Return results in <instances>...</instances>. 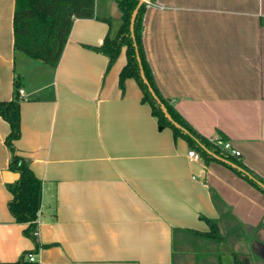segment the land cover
Returning <instances> with one entry per match:
<instances>
[{"label":"crops","instance_id":"crops-1","mask_svg":"<svg viewBox=\"0 0 264 264\" xmlns=\"http://www.w3.org/2000/svg\"><path fill=\"white\" fill-rule=\"evenodd\" d=\"M14 9L0 0V101L21 89L13 144L42 188L32 240L7 207L17 179L3 176L10 126L0 116V264L26 250L38 264H235L234 252L264 264V191L230 159H189L197 150L159 127L137 81L119 86L126 47L109 68L93 49L118 34L117 0L73 20L56 66L14 48ZM142 24L163 97L264 179V0H149ZM207 219L219 235H204Z\"/></svg>","mask_w":264,"mask_h":264},{"label":"trees","instance_id":"trees-1","mask_svg":"<svg viewBox=\"0 0 264 264\" xmlns=\"http://www.w3.org/2000/svg\"><path fill=\"white\" fill-rule=\"evenodd\" d=\"M138 1L117 0L122 13V23L118 29V34L113 38L107 35L103 43L93 49L108 57L107 68H109L119 54L120 48L125 46L127 61L119 72V86L123 88L125 79L133 77L142 91L141 100L150 105L152 114L157 117L159 127H169L175 137L184 138L191 147L197 150L200 156L206 159H215L212 154L220 158L230 159L235 163V166L231 167L229 164L228 166L235 173L264 191V179L248 169L241 161L230 157L234 155L227 153L210 139L200 135L159 91L142 44V18L146 3L143 2L138 7L133 30L130 29V17ZM94 3L95 0H15L13 14L14 48L33 59L56 66L73 20L75 18L93 17ZM140 70L143 71L148 83L142 80ZM149 86L156 97L149 90ZM15 87V95L12 99L0 101V116L10 126V131L5 138V144L11 152L9 170L19 173L16 181L7 184L11 192L7 207L16 222L27 223L24 233L35 240L32 232L35 228L37 211L40 206L42 187L41 181L34 175L24 158L17 153L13 144V141L20 135L19 91L17 85ZM160 103L165 106L171 120L164 115ZM218 137L222 140L226 139L224 136ZM207 222L211 229L209 233L204 235H219L215 221L207 219ZM28 253H33V251L26 250L16 260L2 264H38L36 261L27 259ZM233 257L235 264H250L249 259L242 254L234 252Z\"/></svg>","mask_w":264,"mask_h":264},{"label":"built area","instance_id":"built-area-1","mask_svg":"<svg viewBox=\"0 0 264 264\" xmlns=\"http://www.w3.org/2000/svg\"><path fill=\"white\" fill-rule=\"evenodd\" d=\"M145 3H149V1H146ZM19 93H22L21 92V89L18 90ZM215 145H217L218 147H220L221 149H223L224 151H226L227 153L231 154V155H234V156H240V151L237 150L236 148H234L230 141L225 139V140H222L220 139L218 136L210 139ZM187 157L191 160H199L200 159V154L195 151V150H188L187 152ZM32 234L35 236L37 235V230L34 229V231L32 232ZM27 259L29 261H36V258H35V254L34 253H28L27 254Z\"/></svg>","mask_w":264,"mask_h":264},{"label":"water","instance_id":"water-1","mask_svg":"<svg viewBox=\"0 0 264 264\" xmlns=\"http://www.w3.org/2000/svg\"><path fill=\"white\" fill-rule=\"evenodd\" d=\"M146 1H149V0H139V1H138V4H137L136 7L133 9L132 14H131V17H130V29H131V31L133 30L134 19H135V16H136V14H137L138 7H139L143 2H146ZM140 76H141L142 80H143L145 83H148V81H147V79L145 78L144 73H143L142 70H140ZM149 90H150L151 93L155 96V94H154V92H153V90H152V88H151L150 86H149ZM155 97H156V96H155ZM160 106H161V109H162L164 115L166 116V118H168L169 120H171V117H170L169 113L167 112L165 106H164L162 103H160ZM174 124H175L176 126H178L177 123L174 122ZM3 176H4L5 181H7V182H12V181L18 179V177H19V173H18V172L11 171V170H4V172H3ZM254 251H255V250H254ZM256 252H257V254L260 255V253H259L258 251H256Z\"/></svg>","mask_w":264,"mask_h":264},{"label":"rangeland","instance_id":"rangeland-1","mask_svg":"<svg viewBox=\"0 0 264 264\" xmlns=\"http://www.w3.org/2000/svg\"><path fill=\"white\" fill-rule=\"evenodd\" d=\"M252 259H254V260H255V259H258V257H256L255 254L253 253V254H252Z\"/></svg>","mask_w":264,"mask_h":264}]
</instances>
